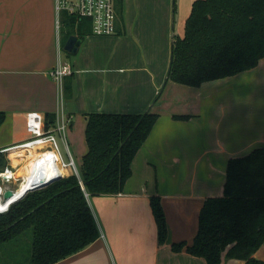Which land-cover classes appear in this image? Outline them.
Wrapping results in <instances>:
<instances>
[{
  "label": "crops",
  "instance_id": "obj_1",
  "mask_svg": "<svg viewBox=\"0 0 264 264\" xmlns=\"http://www.w3.org/2000/svg\"><path fill=\"white\" fill-rule=\"evenodd\" d=\"M192 2L180 0L175 7L180 35ZM121 8L123 25L117 21L115 34L88 33L71 52L61 43L53 0H0V111L5 114L0 148L27 138V112L57 113L63 88L48 71L63 52L72 66L71 94L63 107L72 119L69 136L76 123L85 135L90 112L150 109L158 118L132 160L123 190L88 196L100 236L53 264H207L184 247L173 251L171 244L192 243L204 199L223 192L228 159L264 146V58L249 70L199 86L169 80L155 99L169 66L173 0H122ZM239 83L243 88L235 86ZM154 194L168 225L162 245L150 205ZM255 256L264 259V244Z\"/></svg>",
  "mask_w": 264,
  "mask_h": 264
},
{
  "label": "trees",
  "instance_id": "obj_2",
  "mask_svg": "<svg viewBox=\"0 0 264 264\" xmlns=\"http://www.w3.org/2000/svg\"><path fill=\"white\" fill-rule=\"evenodd\" d=\"M116 3L117 21L123 25L122 0ZM60 21L62 45L70 35L83 38L91 33L88 18L78 20L63 11ZM262 58L264 0H193L182 35L173 33L165 81L199 86L249 70ZM71 88L72 73L63 78L64 97L70 96ZM4 116L0 111V123ZM157 118L158 113L150 109L141 113H88L87 151L78 167L79 177L71 173L29 190L0 212V264H22L21 244L26 232L29 254L23 264H53L94 242L100 229L88 196L123 190L132 174V160ZM54 119L55 113H46V127ZM8 165L7 153H0V170ZM150 205L158 244L162 245L168 225L160 196L151 195ZM262 244L264 146H258L228 159L223 192L204 199L192 243L174 242L171 249L184 247L207 264H222L232 258L242 264H264V259L255 256Z\"/></svg>",
  "mask_w": 264,
  "mask_h": 264
},
{
  "label": "built area",
  "instance_id": "obj_3",
  "mask_svg": "<svg viewBox=\"0 0 264 264\" xmlns=\"http://www.w3.org/2000/svg\"><path fill=\"white\" fill-rule=\"evenodd\" d=\"M57 13V29L61 28V13L74 15L78 20L88 18L91 21V33L94 35H112L116 33V23L118 19L116 0H55ZM60 47V44H59ZM72 73V66L59 57L58 63L48 71L61 88H63V78ZM71 117L66 115L62 107L57 110L52 124L46 127L45 115L39 111H29L26 114V132L28 134L20 143L16 145L0 148V153L7 152L9 165L0 170V212L8 209L9 205L17 199H4V191L10 189L13 193L25 181L23 175L19 173L22 165L26 167V176L33 175L41 163L48 161L51 165L69 167L72 174L79 177V169L75 164L67 139V129ZM57 137L65 142L69 159H64ZM17 150V151H15ZM15 151V152H14ZM49 153L51 159H48ZM55 162V163H54ZM42 164V167H46ZM43 168H41L42 170ZM60 171V170H59ZM57 171L56 175L65 176ZM39 182V181H38ZM37 182V183H38ZM17 183V185H15ZM88 196V194L86 193Z\"/></svg>",
  "mask_w": 264,
  "mask_h": 264
},
{
  "label": "rangeland",
  "instance_id": "obj_4",
  "mask_svg": "<svg viewBox=\"0 0 264 264\" xmlns=\"http://www.w3.org/2000/svg\"><path fill=\"white\" fill-rule=\"evenodd\" d=\"M55 2V0H53ZM180 0H173V11H174V16H175V24H174V34H179L180 33V28H179V24H178V17H179V10L180 8L178 7L176 10L174 8V5L175 7L178 6ZM171 48V47H170ZM170 52H171V49H170ZM61 55V54H60ZM64 53L62 52V57H63ZM60 56V57H61ZM61 57V58H62ZM70 57H72V55L70 54ZM170 58H171V53H170ZM170 58H169V62H170ZM244 83V82H243ZM243 83H239V85H235V86H239L241 87ZM166 84V83H165ZM215 85V84H213ZM243 88V87H241ZM243 93V91L241 92V94ZM208 96L212 97V96H215L214 94H209L208 93ZM57 100V99H56ZM65 101H66V97H64L62 95V99L60 101V97L58 98V101H56L58 103V108H61L63 109L64 107V104H65ZM215 116V114H214ZM72 120V119H71ZM74 121L76 122V120L74 119ZM71 122V121H70ZM70 124L69 123V126H68V129H67V139L69 140V147H70V151L72 153V157H73V160L75 162V164L79 167L81 165V160H82V154L85 152L86 148H87V143H86V140H85V135H84V132L81 131V130H78L80 128V125L78 123L75 124V127H74V131L75 133L72 135V136H69V128H70ZM57 142H58V145H59V148H60V151L64 157V159H69V156H68V152L66 150V147H65V142L63 139L57 137ZM243 155L245 154L244 152L242 153ZM23 167V165H22ZM72 171L71 169L69 168V171L64 174L65 176L71 174ZM29 240V233L26 232L25 235H24V238L22 240V244H21V251L23 249V252H22V257H24V260H22L21 258V262L22 264L25 262L26 260V257L28 256V241ZM24 246V247H23ZM21 251L19 252V254L21 255ZM19 259V260H20Z\"/></svg>",
  "mask_w": 264,
  "mask_h": 264
},
{
  "label": "bare ground",
  "instance_id": "obj_5",
  "mask_svg": "<svg viewBox=\"0 0 264 264\" xmlns=\"http://www.w3.org/2000/svg\"><path fill=\"white\" fill-rule=\"evenodd\" d=\"M17 151V150H15ZM14 151V152H15ZM48 159H51L49 153L47 154ZM55 163V162H54ZM40 164L38 166L39 169H36V171L33 173V175H27L26 176V172L27 169L25 166H23L19 173L25 178V181L23 183H21V185L17 188L16 192L13 194V196L11 198H18L19 196H21L27 188L35 185L38 181H45V180H49L50 178H52L53 176H55L57 174V171L66 174L69 171V167H63V166H58L57 163H55L56 167L51 165V162L48 164V161H45V163H38ZM42 164H46V167H42ZM41 168H43L41 170ZM9 198V199H11Z\"/></svg>",
  "mask_w": 264,
  "mask_h": 264
},
{
  "label": "water",
  "instance_id": "obj_6",
  "mask_svg": "<svg viewBox=\"0 0 264 264\" xmlns=\"http://www.w3.org/2000/svg\"><path fill=\"white\" fill-rule=\"evenodd\" d=\"M80 43H81V39H80L78 36H76V35H70V36L68 37V39L66 40L65 44H64V49L67 50V51L75 52L76 49L78 48V46L80 45ZM165 83H166V81H165V82L163 83V85L161 86V89L164 88ZM59 177H62V176H60V175H55V176H53L52 178H50L49 180L40 181V182L36 183L35 185H33V186L27 188L26 191H25L21 196H19L18 198H13V199H19V198H21V197H22L27 191L32 190V189H35V188H38V187H41V186H44V185L50 183L51 181H53V180H55V179H58ZM13 194H14V193H13L12 190L7 189V190L4 191L3 197H4V199H9V198H11V197L13 196Z\"/></svg>",
  "mask_w": 264,
  "mask_h": 264
}]
</instances>
